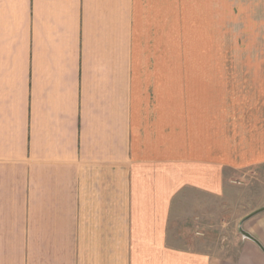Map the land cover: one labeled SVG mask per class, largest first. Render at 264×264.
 <instances>
[{"label": "crops", "instance_id": "0c3cea01", "mask_svg": "<svg viewBox=\"0 0 264 264\" xmlns=\"http://www.w3.org/2000/svg\"><path fill=\"white\" fill-rule=\"evenodd\" d=\"M165 13V0H0V264H264V202L224 253L174 242L183 194L223 201L264 166V128L212 147L199 112V132L164 137L148 33ZM180 142L198 149L165 152Z\"/></svg>", "mask_w": 264, "mask_h": 264}, {"label": "rangeland", "instance_id": "374dc122", "mask_svg": "<svg viewBox=\"0 0 264 264\" xmlns=\"http://www.w3.org/2000/svg\"><path fill=\"white\" fill-rule=\"evenodd\" d=\"M165 12L162 33H148V46L163 60L164 137L199 132V112L212 147L218 138L253 128L262 133L264 0H165ZM196 150L187 142L173 148L165 143L172 154ZM256 166L233 178L223 201L183 194L171 216L179 233L174 242L213 253L230 250L243 220L264 202V166Z\"/></svg>", "mask_w": 264, "mask_h": 264}, {"label": "water", "instance_id": "95a60500", "mask_svg": "<svg viewBox=\"0 0 264 264\" xmlns=\"http://www.w3.org/2000/svg\"><path fill=\"white\" fill-rule=\"evenodd\" d=\"M264 209V206L263 207H261V208H259V209H257V210H255V212H253V213H256V212H259V211H261V210H263ZM242 234H244V236H246V237H250L246 232H244V231H242Z\"/></svg>", "mask_w": 264, "mask_h": 264}]
</instances>
